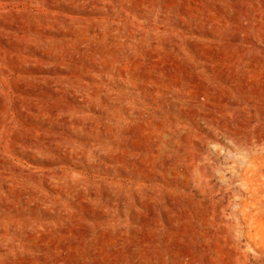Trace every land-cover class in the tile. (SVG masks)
<instances>
[{
  "label": "rangeland",
  "instance_id": "rangeland-1",
  "mask_svg": "<svg viewBox=\"0 0 264 264\" xmlns=\"http://www.w3.org/2000/svg\"><path fill=\"white\" fill-rule=\"evenodd\" d=\"M0 264H264V0H0Z\"/></svg>",
  "mask_w": 264,
  "mask_h": 264
}]
</instances>
